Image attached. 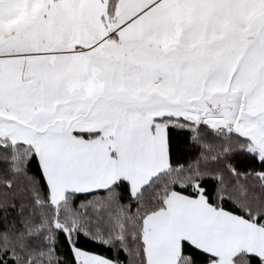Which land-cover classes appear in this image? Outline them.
<instances>
[{"label": "snow or ice", "instance_id": "1", "mask_svg": "<svg viewBox=\"0 0 264 264\" xmlns=\"http://www.w3.org/2000/svg\"><path fill=\"white\" fill-rule=\"evenodd\" d=\"M0 264H264V0H0Z\"/></svg>", "mask_w": 264, "mask_h": 264}]
</instances>
